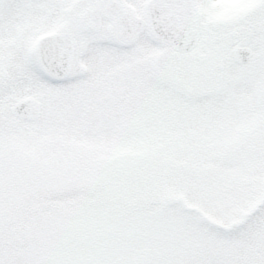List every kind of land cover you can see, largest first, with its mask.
<instances>
[{
    "label": "snow or ice",
    "instance_id": "6c2138e0",
    "mask_svg": "<svg viewBox=\"0 0 264 264\" xmlns=\"http://www.w3.org/2000/svg\"><path fill=\"white\" fill-rule=\"evenodd\" d=\"M0 264H264V0H0Z\"/></svg>",
    "mask_w": 264,
    "mask_h": 264
}]
</instances>
